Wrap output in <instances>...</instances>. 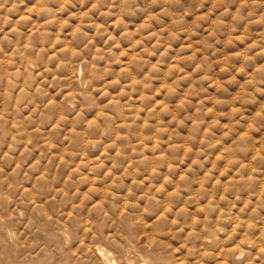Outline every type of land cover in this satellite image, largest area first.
I'll return each instance as SVG.
<instances>
[{
  "label": "rangeland",
  "instance_id": "1",
  "mask_svg": "<svg viewBox=\"0 0 264 264\" xmlns=\"http://www.w3.org/2000/svg\"><path fill=\"white\" fill-rule=\"evenodd\" d=\"M0 264H264V0H0Z\"/></svg>",
  "mask_w": 264,
  "mask_h": 264
}]
</instances>
